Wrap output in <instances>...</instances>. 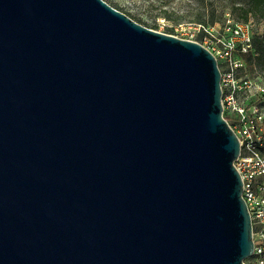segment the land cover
Listing matches in <instances>:
<instances>
[{
	"label": "water",
	"instance_id": "obj_1",
	"mask_svg": "<svg viewBox=\"0 0 264 264\" xmlns=\"http://www.w3.org/2000/svg\"><path fill=\"white\" fill-rule=\"evenodd\" d=\"M220 78L105 0H0V264H246Z\"/></svg>",
	"mask_w": 264,
	"mask_h": 264
},
{
	"label": "built area",
	"instance_id": "obj_2",
	"mask_svg": "<svg viewBox=\"0 0 264 264\" xmlns=\"http://www.w3.org/2000/svg\"><path fill=\"white\" fill-rule=\"evenodd\" d=\"M190 31L187 39L200 42L217 59L221 71L223 112L239 141V153L234 160L240 174L241 195L246 202L252 225L253 249L246 264H264V81L252 80L242 73L246 55L254 52L252 23L227 19L220 25L185 24ZM182 26V25H180ZM220 26V27H219ZM255 89L262 101L240 98V93Z\"/></svg>",
	"mask_w": 264,
	"mask_h": 264
},
{
	"label": "rangeland",
	"instance_id": "obj_3",
	"mask_svg": "<svg viewBox=\"0 0 264 264\" xmlns=\"http://www.w3.org/2000/svg\"><path fill=\"white\" fill-rule=\"evenodd\" d=\"M109 4L117 6L119 10L126 13L134 20L143 25L158 31L176 35L181 38H188L190 31L185 24L203 21L222 26L227 19L235 21L241 20V12L235 7L239 5L246 6L249 0H105ZM163 9H168L169 18H165L159 13ZM174 19H177L175 21ZM254 35L262 39L264 43V21L257 18H250ZM182 25V26H180ZM184 25V26H183ZM219 26V27H220ZM197 41H202L203 35L197 33ZM242 73L248 75L252 80L260 79L264 81V62L244 60ZM240 98L251 102L262 101L255 89L240 93ZM229 120L231 113L223 112Z\"/></svg>",
	"mask_w": 264,
	"mask_h": 264
},
{
	"label": "trees",
	"instance_id": "obj_4",
	"mask_svg": "<svg viewBox=\"0 0 264 264\" xmlns=\"http://www.w3.org/2000/svg\"><path fill=\"white\" fill-rule=\"evenodd\" d=\"M115 8L117 6L111 4ZM118 9V8H117ZM236 10H239L242 14L241 20L245 22H250V18H257L264 21V0H249L247 5H239L235 7ZM159 15L169 18V11L168 9H163ZM177 21V19H174ZM198 21L196 23H202L204 25H215L210 24L205 21H203L201 18H197ZM253 45H254V52H250L246 55V58L249 59V61H263L264 62V43L262 42V39H260L258 36L254 35L253 32Z\"/></svg>",
	"mask_w": 264,
	"mask_h": 264
}]
</instances>
